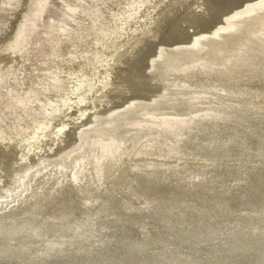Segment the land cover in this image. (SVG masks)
Returning a JSON list of instances; mask_svg holds the SVG:
<instances>
[{
    "label": "bare ground",
    "instance_id": "bare-ground-1",
    "mask_svg": "<svg viewBox=\"0 0 264 264\" xmlns=\"http://www.w3.org/2000/svg\"><path fill=\"white\" fill-rule=\"evenodd\" d=\"M246 1L254 0H201L185 21L189 8L153 22L133 57L145 78L129 64L108 79L149 93L128 92L92 112L77 151L59 152L54 136L44 147L43 128L27 139L34 140L27 156L0 147L8 193L20 174L39 167L41 153L50 158L0 208V264H264V6L227 32L209 29L206 17L209 4L236 12ZM223 18L211 22L228 25ZM202 34L222 38L198 56ZM29 59L0 60V81ZM137 106L144 112L129 114Z\"/></svg>",
    "mask_w": 264,
    "mask_h": 264
},
{
    "label": "rangeland",
    "instance_id": "rangeland-1",
    "mask_svg": "<svg viewBox=\"0 0 264 264\" xmlns=\"http://www.w3.org/2000/svg\"><path fill=\"white\" fill-rule=\"evenodd\" d=\"M6 1L0 0V60L13 54L28 55L30 58L25 66L0 81V147L9 150L15 157L32 153L34 140L27 139L37 128L46 129L44 147H49L56 139L55 149H61L59 152L65 146H74L77 151L80 145L77 146L75 139L82 135L84 130H81V125H86L83 121L89 120L92 112L94 116L97 111L114 106L124 100L128 92L135 96L132 98H143L150 90L140 92L110 86L109 75L134 64L135 71L145 78L146 72L140 66V60L133 58L145 32L151 31L152 23L159 18L172 11L178 15L189 8L182 13L185 21L190 11L196 12L201 3V0H9L6 5ZM246 2L247 5L243 4L236 12L223 11L209 4L206 15L210 20L209 29L220 28L227 32L235 23L244 24L247 13L253 7L264 6V0ZM222 15L229 21L223 27L214 24ZM182 27H187V24L183 22ZM240 31L236 32V38ZM245 32L242 31L243 34ZM11 34L17 37L10 39ZM216 36H199V46L193 48V52L198 56L207 55L206 43L222 38L221 35ZM197 49L200 54L195 52ZM89 78L92 82L87 83ZM78 81L83 82L76 88ZM96 85L104 91L96 94L93 90ZM244 99L245 103L249 101ZM260 105L257 102L255 107L260 108ZM153 109L160 112V108ZM144 110L137 106L129 114ZM103 124H100L101 127ZM95 129L87 132L83 140ZM53 136L55 139H52ZM13 141V146H9ZM41 154L39 167L20 174L19 182L11 193L2 190L1 186L2 179L4 186H9L10 178L0 174V208L4 201L11 203L19 197L32 174L48 163L49 156Z\"/></svg>",
    "mask_w": 264,
    "mask_h": 264
},
{
    "label": "water",
    "instance_id": "water-1",
    "mask_svg": "<svg viewBox=\"0 0 264 264\" xmlns=\"http://www.w3.org/2000/svg\"><path fill=\"white\" fill-rule=\"evenodd\" d=\"M170 43V42H169ZM157 50V48H154V47H151L150 48V50H149V53H148V55H150V57H152V56H155V54H156V51ZM154 60V59H153ZM151 64V63H150ZM152 68V67H151Z\"/></svg>",
    "mask_w": 264,
    "mask_h": 264
},
{
    "label": "snow or ice",
    "instance_id": "snow-or-ice-1",
    "mask_svg": "<svg viewBox=\"0 0 264 264\" xmlns=\"http://www.w3.org/2000/svg\"><path fill=\"white\" fill-rule=\"evenodd\" d=\"M197 22H198L197 18L194 17L192 20L189 21V26L194 28Z\"/></svg>",
    "mask_w": 264,
    "mask_h": 264
}]
</instances>
